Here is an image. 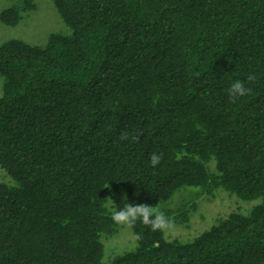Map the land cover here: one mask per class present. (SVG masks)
Here are the masks:
<instances>
[{
	"label": "trees",
	"instance_id": "1",
	"mask_svg": "<svg viewBox=\"0 0 264 264\" xmlns=\"http://www.w3.org/2000/svg\"><path fill=\"white\" fill-rule=\"evenodd\" d=\"M52 2L62 28L0 43V264H264V0ZM216 193L247 206L185 241L138 221L121 252L111 212L186 228Z\"/></svg>",
	"mask_w": 264,
	"mask_h": 264
},
{
	"label": "rangeland",
	"instance_id": "2",
	"mask_svg": "<svg viewBox=\"0 0 264 264\" xmlns=\"http://www.w3.org/2000/svg\"><path fill=\"white\" fill-rule=\"evenodd\" d=\"M14 4V0H0V11L6 9ZM36 11L29 18L22 20L15 28H6L0 24V43L9 38H20L28 43L42 42L47 33L53 30L62 28L57 12L53 7L51 0H37ZM2 78L0 77V94H1ZM206 197L201 195L196 199L198 203L197 212L193 213L188 227L186 228H172L166 232V235L171 238H178L180 240H189L198 235L205 228L211 225L216 217L226 215L228 212L245 207L241 201L235 197L227 196L225 193H216L215 197H211L208 201ZM127 230L124 236L129 237L132 241V247L128 246V239L125 237L121 242L122 250L129 251L135 246V240L130 228L125 227ZM129 236H128V235Z\"/></svg>",
	"mask_w": 264,
	"mask_h": 264
},
{
	"label": "clouds",
	"instance_id": "3",
	"mask_svg": "<svg viewBox=\"0 0 264 264\" xmlns=\"http://www.w3.org/2000/svg\"><path fill=\"white\" fill-rule=\"evenodd\" d=\"M248 80L254 81L255 76L249 75ZM227 91L229 98L235 99L249 94L251 89L245 87V84L242 81H233ZM128 138L129 134L127 132L122 133L120 136L121 140H126ZM133 138L138 139L139 137L135 136ZM160 160L161 155L155 152L149 157V162L153 167L159 164ZM105 200L109 204L113 203L111 198H106ZM110 216L113 223L121 227L126 226L128 228H134L136 223L139 221L151 231L166 232L174 226L173 220L166 216L159 208H154L144 203H128L123 208L111 212ZM134 236L137 241L142 239L139 233H135ZM156 246L158 247L159 244L157 243Z\"/></svg>",
	"mask_w": 264,
	"mask_h": 264
}]
</instances>
